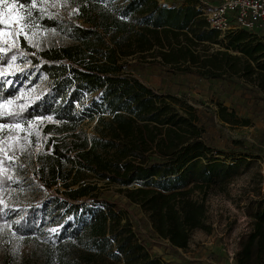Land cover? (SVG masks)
Wrapping results in <instances>:
<instances>
[{
	"label": "trees",
	"instance_id": "obj_1",
	"mask_svg": "<svg viewBox=\"0 0 264 264\" xmlns=\"http://www.w3.org/2000/svg\"><path fill=\"white\" fill-rule=\"evenodd\" d=\"M67 1L86 24L64 31L70 44L37 51L22 42L2 56L24 55L31 69L50 81L39 101L0 118L24 125L46 121L34 180L50 195L17 225L21 236L35 242L30 258L20 264H168L139 241L117 203L100 197V184L139 185L126 188L130 202L140 206L159 238L186 250L195 231L211 232L208 198L226 191L242 161L228 165L215 159L198 110L125 74L127 60L210 79L241 77L264 92V42L245 31L218 40L221 33L210 29L195 0L180 8L158 0ZM45 24L59 27L56 21ZM217 42L226 50L210 52L207 43ZM93 94L97 98L85 107ZM218 114L228 124H247L227 107L220 106ZM95 117L89 136L83 124ZM38 143L35 137L33 147ZM7 174L0 173L4 192L11 183ZM253 218L237 264H264V199ZM4 221L0 203V225ZM53 226L60 228L48 231Z\"/></svg>",
	"mask_w": 264,
	"mask_h": 264
},
{
	"label": "rangeland",
	"instance_id": "obj_2",
	"mask_svg": "<svg viewBox=\"0 0 264 264\" xmlns=\"http://www.w3.org/2000/svg\"><path fill=\"white\" fill-rule=\"evenodd\" d=\"M124 1L128 0H116L115 3ZM195 1V5L203 10L222 2ZM6 2L9 5L15 3L9 0ZM158 2L167 8H180L188 4V0ZM15 4L16 9L0 4V12L10 13L11 19L14 14L25 17L31 11L33 18L39 17L34 19L38 27L25 28L22 31L21 23L0 24V31L9 33L7 36L0 35V48L4 49L0 52V57L18 48L22 42L37 51L68 45L70 40L64 31L71 25H86L77 19L78 9L67 0H34L35 7L29 4L24 9ZM48 21L58 22L59 27L47 28L45 22ZM225 38L226 35L220 34L218 40L223 41ZM251 39L247 34L246 43ZM207 44L210 52L226 50L218 42ZM230 53L238 54L232 50ZM15 56L17 59L11 62V67L5 65L0 68L4 78L11 81V86L6 84L4 88H0V96L11 93L6 97L14 101L7 108L0 109V118L39 101L50 85V81L43 74L31 69L30 61L24 55ZM137 59L127 60L125 74L139 78L161 95L171 94L187 100L199 112L201 122L206 128L204 139L208 148L214 152V158L228 165L242 162L226 191L211 193L208 198V223L212 227L211 232L195 231L186 250L175 249L170 246L169 241L159 238L140 206L128 199L126 188L119 185L105 187L101 183L100 186L104 187L99 190V195L102 199L119 205L117 210L123 213L125 220L131 222L137 238L154 258L168 264H237L236 254L240 250L241 242L248 235L245 234L246 229L250 227L252 217L264 199L260 192V162L264 152V92L241 77L210 79L195 74L168 72L163 67L147 65L143 60ZM96 98V94L88 96L85 107L90 106ZM220 106L234 111L238 121H246L247 124L244 126L223 122L218 114ZM82 109L84 108H79ZM97 120L98 117L87 119L83 124V129L89 136L94 135ZM45 122L40 118L28 125L19 123V128L0 129V173L7 172L8 178H11L10 187L5 192L0 190V203L4 206L5 214V221L0 225V264H20L30 258L35 248L34 240L21 236L17 225L31 207L40 205L50 195L49 192L41 190L34 180L37 169L35 157L46 139L41 128ZM35 137L39 142L36 148L33 147ZM138 186L134 184L129 188ZM59 228L53 226L48 231H57Z\"/></svg>",
	"mask_w": 264,
	"mask_h": 264
},
{
	"label": "built area",
	"instance_id": "obj_3",
	"mask_svg": "<svg viewBox=\"0 0 264 264\" xmlns=\"http://www.w3.org/2000/svg\"><path fill=\"white\" fill-rule=\"evenodd\" d=\"M210 29L225 35L245 31L264 42V0H223L204 10ZM260 192L264 196V152L260 162Z\"/></svg>",
	"mask_w": 264,
	"mask_h": 264
},
{
	"label": "snow or ice",
	"instance_id": "obj_4",
	"mask_svg": "<svg viewBox=\"0 0 264 264\" xmlns=\"http://www.w3.org/2000/svg\"><path fill=\"white\" fill-rule=\"evenodd\" d=\"M0 4H3L6 8L9 9H16L17 5L15 3L9 5L7 4L6 0H0ZM26 4H31L33 7H35L34 0H22V2L19 4V8L24 9ZM34 19H39V17L33 18L31 11H28L25 14V17L19 16V14H14L12 15V18L10 19V13L8 12H0V24H10L12 22H17L21 23V30L25 28H31V27H38V25H35ZM0 35L7 36L9 33L0 31ZM19 35V34H17ZM26 39H27V34H25ZM7 42V41H5ZM4 49L0 48V52H3ZM17 57L15 55L11 57H0V68L4 67L7 65L8 67H11V62H15ZM11 86V81H8L6 78H4L3 72H0V88H4L5 85ZM14 103L13 99L7 98L6 96H0V109H5L9 105H12ZM15 115L19 116L20 113H15ZM20 124L19 123H7V122H0V129L4 128H19ZM9 179H11L9 177ZM53 232L56 231V229L52 230Z\"/></svg>",
	"mask_w": 264,
	"mask_h": 264
},
{
	"label": "crops",
	"instance_id": "obj_5",
	"mask_svg": "<svg viewBox=\"0 0 264 264\" xmlns=\"http://www.w3.org/2000/svg\"><path fill=\"white\" fill-rule=\"evenodd\" d=\"M223 1V0H222ZM212 7V6H211ZM206 10V9H205ZM204 11V10H203ZM148 65V64H147ZM161 67V66H160ZM255 221V219L252 217V222H251V224H250V227L249 228H247L246 229V232H245V234L246 233H250L251 231H252V229H253V222Z\"/></svg>",
	"mask_w": 264,
	"mask_h": 264
},
{
	"label": "water",
	"instance_id": "obj_6",
	"mask_svg": "<svg viewBox=\"0 0 264 264\" xmlns=\"http://www.w3.org/2000/svg\"><path fill=\"white\" fill-rule=\"evenodd\" d=\"M130 186H123V188H129Z\"/></svg>",
	"mask_w": 264,
	"mask_h": 264
}]
</instances>
